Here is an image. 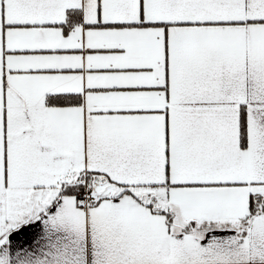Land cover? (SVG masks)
I'll use <instances>...</instances> for the list:
<instances>
[{
	"label": "snow or ice",
	"instance_id": "6c2138e0",
	"mask_svg": "<svg viewBox=\"0 0 264 264\" xmlns=\"http://www.w3.org/2000/svg\"><path fill=\"white\" fill-rule=\"evenodd\" d=\"M0 264H264V0H0Z\"/></svg>",
	"mask_w": 264,
	"mask_h": 264
}]
</instances>
